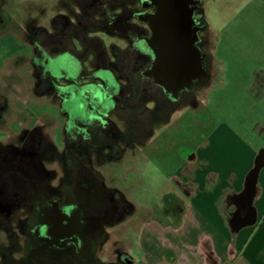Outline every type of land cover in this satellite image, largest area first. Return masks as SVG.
<instances>
[{
	"label": "flooded vegetation",
	"instance_id": "flooded-vegetation-1",
	"mask_svg": "<svg viewBox=\"0 0 264 264\" xmlns=\"http://www.w3.org/2000/svg\"><path fill=\"white\" fill-rule=\"evenodd\" d=\"M184 1L202 71L181 88L162 76L159 47L144 21L156 13V0H72L49 20V29L27 24V39L20 40L28 51L0 58V231L8 236L1 254L6 264H101L96 249L133 207L118 188L105 184L99 168L106 159L117 162L131 154L136 142L145 144L153 127L180 103L192 102L209 80L205 67L212 59L201 50L200 36L210 28L205 9L201 0ZM7 23L0 0V36ZM99 31L126 46L109 58L99 37L91 35ZM9 60L15 74L6 73ZM14 75L32 76V92L57 98L51 124L24 123L13 112L8 95L15 90L6 82ZM146 101L154 102L153 110Z\"/></svg>",
	"mask_w": 264,
	"mask_h": 264
},
{
	"label": "rangeland",
	"instance_id": "rangeland-1",
	"mask_svg": "<svg viewBox=\"0 0 264 264\" xmlns=\"http://www.w3.org/2000/svg\"><path fill=\"white\" fill-rule=\"evenodd\" d=\"M3 1L8 31L0 36V58L8 59L28 51L21 43L27 39V24L49 29L54 14L72 5V0ZM201 4L210 27L200 35L201 50L212 59L205 67L207 84L194 92L192 102L180 103L161 124L154 126L145 144L136 142L131 154L117 162L106 159L99 168L105 184L118 188L133 207V213L110 229L109 240L96 249L94 256L101 264H133L130 255L137 258L139 254L130 242L135 221L142 219L146 211L162 220L161 214L169 207L164 195L174 187L172 179L194 160L193 167L200 169H205L207 160H211L205 149L209 139L222 140L226 154L252 156L251 167L264 153V0H201ZM105 18L99 16V20ZM91 35L99 37L111 59L115 49L126 46L125 41L102 31ZM7 62L6 73L15 74L16 66L11 60ZM15 79L14 75L6 82L15 90L8 95L13 112L19 111L24 123L39 120L51 124L48 115L55 114L52 108H57V98L32 92L34 80L30 75ZM143 104L151 110L155 105L153 101ZM11 118L12 114L8 121ZM241 166L234 164L228 170L238 173ZM247 172L249 176L251 168ZM224 178V184L230 185L229 176ZM8 244V236L0 231V264H6L1 256ZM118 254H124L131 263Z\"/></svg>",
	"mask_w": 264,
	"mask_h": 264
},
{
	"label": "crops",
	"instance_id": "crops-1",
	"mask_svg": "<svg viewBox=\"0 0 264 264\" xmlns=\"http://www.w3.org/2000/svg\"><path fill=\"white\" fill-rule=\"evenodd\" d=\"M224 146L209 139V165L194 168V160L172 179L162 220L146 211L135 221L130 242L139 254L129 253L133 264H264V153L251 167L252 156L226 154ZM239 163L238 173L228 170ZM257 164L253 195L242 200L247 171Z\"/></svg>",
	"mask_w": 264,
	"mask_h": 264
},
{
	"label": "water",
	"instance_id": "water-1",
	"mask_svg": "<svg viewBox=\"0 0 264 264\" xmlns=\"http://www.w3.org/2000/svg\"><path fill=\"white\" fill-rule=\"evenodd\" d=\"M157 10L151 18L144 20L149 23L153 38L159 47L162 76L178 88L184 86L199 71H202V57L193 45L192 35L186 14L184 0H156ZM194 73V74H193ZM259 169L257 164L250 172L242 200H250L254 192V181ZM241 225L236 221L233 228Z\"/></svg>",
	"mask_w": 264,
	"mask_h": 264
}]
</instances>
